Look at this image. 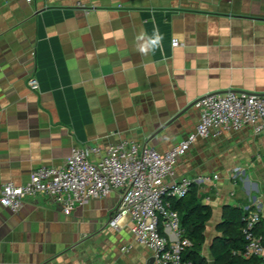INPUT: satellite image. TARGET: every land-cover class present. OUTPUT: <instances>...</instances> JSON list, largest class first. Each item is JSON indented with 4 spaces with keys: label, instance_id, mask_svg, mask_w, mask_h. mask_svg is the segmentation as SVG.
<instances>
[{
    "label": "crops",
    "instance_id": "0c3cea01",
    "mask_svg": "<svg viewBox=\"0 0 264 264\" xmlns=\"http://www.w3.org/2000/svg\"><path fill=\"white\" fill-rule=\"evenodd\" d=\"M153 27L162 47L142 56L134 37ZM228 91L264 94V0H0V190L40 166H62L76 146L134 140L164 152L194 129L199 110L151 137L161 126ZM205 174L218 179L192 186L210 207L202 248L210 262L226 206L264 219V132L198 139L174 175ZM119 194L69 215L43 194L26 196L17 213L0 206V264H153L127 220L107 224Z\"/></svg>",
    "mask_w": 264,
    "mask_h": 264
},
{
    "label": "built area",
    "instance_id": "2783aa9c",
    "mask_svg": "<svg viewBox=\"0 0 264 264\" xmlns=\"http://www.w3.org/2000/svg\"><path fill=\"white\" fill-rule=\"evenodd\" d=\"M179 45L177 38L171 40L172 47ZM28 86L38 89L37 79L30 78ZM196 107L199 117L194 129L170 149L159 152L147 142L134 140H119L104 148L73 147L62 166H40L25 183H4L0 206L17 213L26 196L43 194L69 215L90 199L104 198L119 190L118 204L108 226L118 228L127 220L134 240L152 252L153 264H193L183 256L191 243L183 235L179 214L170 207V199L182 198L194 182H211L218 175L176 178L177 160L198 139L217 138L224 132H237L245 127L256 134L264 132V94L232 91L207 94L198 100ZM244 210L241 227L244 245L233 254L264 262V233L258 231L260 212Z\"/></svg>",
    "mask_w": 264,
    "mask_h": 264
},
{
    "label": "trees",
    "instance_id": "16d2710c",
    "mask_svg": "<svg viewBox=\"0 0 264 264\" xmlns=\"http://www.w3.org/2000/svg\"><path fill=\"white\" fill-rule=\"evenodd\" d=\"M170 207L176 210L180 218V227L183 235L191 243L183 256L193 264H210L202 255L205 240L204 231L207 220L210 218V207L198 199L194 187L182 198L170 199ZM245 210L239 206H226L221 221L217 224L216 235L210 245L209 253L213 264H264L257 258H243L234 251L242 249L244 245L241 227ZM264 219L258 223V231L264 233ZM259 225L261 227H259Z\"/></svg>",
    "mask_w": 264,
    "mask_h": 264
},
{
    "label": "clouds",
    "instance_id": "9594fccd",
    "mask_svg": "<svg viewBox=\"0 0 264 264\" xmlns=\"http://www.w3.org/2000/svg\"><path fill=\"white\" fill-rule=\"evenodd\" d=\"M164 40L163 34L160 32L158 27H153L151 34L149 35L146 31H141L134 37V46L136 51L142 55L147 56L150 53H154L157 49L162 47ZM76 65L69 62V71L73 73L75 78Z\"/></svg>",
    "mask_w": 264,
    "mask_h": 264
},
{
    "label": "water",
    "instance_id": "95a60500",
    "mask_svg": "<svg viewBox=\"0 0 264 264\" xmlns=\"http://www.w3.org/2000/svg\"><path fill=\"white\" fill-rule=\"evenodd\" d=\"M201 99V98H199ZM198 99V100H199ZM198 100H195L194 102L189 103L187 106H185L182 110H180L173 118H171L168 122H166L163 126H161L151 137L155 136L158 132H160L164 127H166L169 123H171L172 121H174L178 116H180L181 114H183L184 112H186L188 109H190L191 107H193L194 105H196V103L198 102Z\"/></svg>",
    "mask_w": 264,
    "mask_h": 264
},
{
    "label": "rangeland",
    "instance_id": "374dc122",
    "mask_svg": "<svg viewBox=\"0 0 264 264\" xmlns=\"http://www.w3.org/2000/svg\"><path fill=\"white\" fill-rule=\"evenodd\" d=\"M209 260H210V264H213V263H212V260L210 259V257H209Z\"/></svg>",
    "mask_w": 264,
    "mask_h": 264
}]
</instances>
